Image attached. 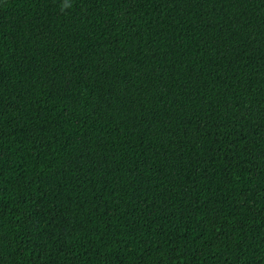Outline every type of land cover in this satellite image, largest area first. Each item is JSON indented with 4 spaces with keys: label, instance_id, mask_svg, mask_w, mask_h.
<instances>
[{
    "label": "trees",
    "instance_id": "16d2710c",
    "mask_svg": "<svg viewBox=\"0 0 264 264\" xmlns=\"http://www.w3.org/2000/svg\"><path fill=\"white\" fill-rule=\"evenodd\" d=\"M0 264H264V0H0Z\"/></svg>",
    "mask_w": 264,
    "mask_h": 264
}]
</instances>
